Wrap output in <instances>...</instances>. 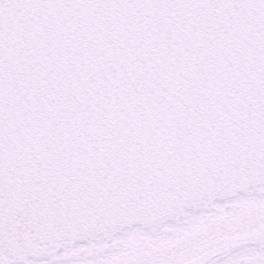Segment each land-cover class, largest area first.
<instances>
[{"label":"water","instance_id":"1","mask_svg":"<svg viewBox=\"0 0 264 264\" xmlns=\"http://www.w3.org/2000/svg\"><path fill=\"white\" fill-rule=\"evenodd\" d=\"M261 178L264 0H0L1 247Z\"/></svg>","mask_w":264,"mask_h":264},{"label":"flooded vegetation","instance_id":"2","mask_svg":"<svg viewBox=\"0 0 264 264\" xmlns=\"http://www.w3.org/2000/svg\"><path fill=\"white\" fill-rule=\"evenodd\" d=\"M261 179L156 227L132 224L82 243L37 235L0 245V264H264Z\"/></svg>","mask_w":264,"mask_h":264},{"label":"bare ground","instance_id":"3","mask_svg":"<svg viewBox=\"0 0 264 264\" xmlns=\"http://www.w3.org/2000/svg\"><path fill=\"white\" fill-rule=\"evenodd\" d=\"M240 189L242 187H239ZM227 194V192H226ZM212 199V198H211ZM206 201V200H205ZM205 201H201V202H192V203H185L183 206H200L202 205L203 203H205ZM182 206V207H183ZM181 207V208H182ZM181 208L178 209L176 212H173L171 214H168V215H164V216H161V217H157V218H152V219H148V220H143L141 222H143V224L145 225H149V226H152V227H156L162 220L166 219V218H172V217H177V216H180L181 215ZM121 228V227H120ZM120 228L116 229V230H119ZM114 230V231H116ZM114 231H111V232H108L106 234H103V235H99L97 237H104V236H108L109 238L112 236V234L114 233ZM93 238V237H91ZM91 238H86V239H81L80 241L82 242H89L91 240ZM71 242V241H70ZM70 242H67L68 244H70Z\"/></svg>","mask_w":264,"mask_h":264},{"label":"rangeland","instance_id":"4","mask_svg":"<svg viewBox=\"0 0 264 264\" xmlns=\"http://www.w3.org/2000/svg\"><path fill=\"white\" fill-rule=\"evenodd\" d=\"M249 185H250V184L244 185V186H242L241 189H240V188H237V189H234V190H231V191L227 192V194L224 193V194H221V195L216 196V197L228 196V195L233 194V193H235V192H237V191H239V190L246 189V187L249 186ZM216 197H214V198H216ZM186 207H188V206H184L183 209H185ZM135 224H136L137 226L140 225L139 222H136ZM124 227H127V226H124ZM124 227H123V228H124ZM82 240H83V239H82ZM73 243H82V241H80V240H75V241H73Z\"/></svg>","mask_w":264,"mask_h":264}]
</instances>
